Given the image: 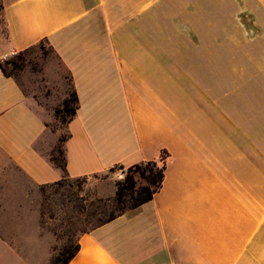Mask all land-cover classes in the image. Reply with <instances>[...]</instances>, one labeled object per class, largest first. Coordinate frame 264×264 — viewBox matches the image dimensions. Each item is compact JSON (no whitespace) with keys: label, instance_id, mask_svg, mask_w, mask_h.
<instances>
[{"label":"crops","instance_id":"obj_1","mask_svg":"<svg viewBox=\"0 0 264 264\" xmlns=\"http://www.w3.org/2000/svg\"><path fill=\"white\" fill-rule=\"evenodd\" d=\"M219 4L181 13L159 0H3L0 58L45 40L76 92L70 178L169 153L153 198L77 235L68 264H264V6L249 25ZM230 28L237 35L221 39ZM45 88L0 69L1 225L61 178L46 132L67 92L48 100Z\"/></svg>","mask_w":264,"mask_h":264},{"label":"rangeland","instance_id":"obj_2","mask_svg":"<svg viewBox=\"0 0 264 264\" xmlns=\"http://www.w3.org/2000/svg\"><path fill=\"white\" fill-rule=\"evenodd\" d=\"M150 1L152 0H143L144 6ZM227 1L233 9L239 11L238 18L240 14H244L242 20L249 25L254 23L253 11L258 12L264 6V0H159V7L171 8L174 12L190 13L193 9L202 7L212 10L216 3L224 7ZM1 4L3 5V0ZM248 32L242 31L239 36L242 34L247 37L251 34ZM222 34L221 39H229L237 35L231 28L230 31L226 30ZM4 37L5 27L0 16V45ZM46 52L44 54L39 46L25 51L23 53L25 64L19 71L13 73L21 83L28 80L33 84L42 83L48 88L43 90L47 99L53 98L56 101L61 94L69 91L70 85L68 80L62 81L64 74L57 65L53 53L50 50ZM14 57L1 63L10 61ZM196 94L200 99V102L198 101L200 105L211 100L203 91L205 98ZM65 134V127L57 120L48 124L46 136L50 142L54 140L56 142L58 137ZM125 174L126 168H123L118 174L106 173L105 175H108L106 179L100 178L103 175L98 178H86L85 181L67 178L58 185L46 186L42 189L39 187L31 191L30 199L25 206L21 209H13L15 214H20V217L13 220L11 218V221L4 225L0 224L9 238L8 245L0 242L1 264H51L63 246L74 243L82 230L89 229L96 223V216L91 214L93 209L91 203L95 199L112 198L115 180L124 178Z\"/></svg>","mask_w":264,"mask_h":264},{"label":"trees","instance_id":"obj_3","mask_svg":"<svg viewBox=\"0 0 264 264\" xmlns=\"http://www.w3.org/2000/svg\"><path fill=\"white\" fill-rule=\"evenodd\" d=\"M3 5L0 0V16L3 19ZM5 27V23H4ZM5 37L6 28H5ZM4 37V38H5ZM45 44V46L43 45ZM36 46H39L41 51L46 54V50H50L45 40L40 41ZM34 46V47H36ZM51 51V50H50ZM23 53H18L14 59L5 63H0V69L5 76H14L15 71H19L25 64ZM10 68V69H8ZM10 70V71H9ZM15 77V76H14ZM70 89L67 91L64 99L61 101L53 111L54 120H57L61 126L66 129L67 124L73 119L78 109V98L72 85L69 83ZM67 138V132L62 137H58L53 147L47 153V160L53 168L57 169L61 173L59 181L46 186L58 185L62 180L70 178L66 172V159L64 144ZM169 157L167 150L162 149L159 152V156L156 160H150L139 164L132 165L126 168L125 177L117 179L114 182L115 192L110 199H95L91 203L92 215L96 216V223L89 229L82 230L78 235L87 233L97 227L111 222L124 213L134 210L143 204L149 202L154 194H156L162 187L164 179V173L166 168V161ZM123 169V167H120ZM113 169H110L108 173H112ZM99 176L94 175L93 178ZM87 177L75 178L76 181H85ZM102 179L108 178V175L100 177ZM78 244L75 240L74 243L63 246L62 250L56 255L51 264H68L70 260L78 252Z\"/></svg>","mask_w":264,"mask_h":264},{"label":"built area","instance_id":"obj_4","mask_svg":"<svg viewBox=\"0 0 264 264\" xmlns=\"http://www.w3.org/2000/svg\"><path fill=\"white\" fill-rule=\"evenodd\" d=\"M17 55V53L16 52H13V51H11L10 53H8V54H4L0 59V61L1 62H4V61H6V60H8V59H10L11 57H14V56H16ZM112 169H113V172L112 173H116V174H118V173H121L122 172V169H120L119 168V166H114V167H112Z\"/></svg>","mask_w":264,"mask_h":264}]
</instances>
